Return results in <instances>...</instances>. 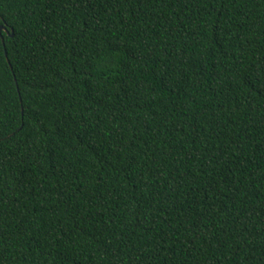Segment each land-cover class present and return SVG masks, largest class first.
Instances as JSON below:
<instances>
[{
	"label": "trees",
	"instance_id": "1",
	"mask_svg": "<svg viewBox=\"0 0 264 264\" xmlns=\"http://www.w3.org/2000/svg\"><path fill=\"white\" fill-rule=\"evenodd\" d=\"M0 264H264V0H0Z\"/></svg>",
	"mask_w": 264,
	"mask_h": 264
},
{
	"label": "water",
	"instance_id": "2",
	"mask_svg": "<svg viewBox=\"0 0 264 264\" xmlns=\"http://www.w3.org/2000/svg\"><path fill=\"white\" fill-rule=\"evenodd\" d=\"M0 29H4V30H5V28H4V27H0Z\"/></svg>",
	"mask_w": 264,
	"mask_h": 264
}]
</instances>
